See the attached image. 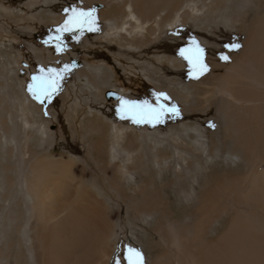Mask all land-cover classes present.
I'll return each instance as SVG.
<instances>
[{
	"label": "bare ground",
	"instance_id": "obj_1",
	"mask_svg": "<svg viewBox=\"0 0 264 264\" xmlns=\"http://www.w3.org/2000/svg\"><path fill=\"white\" fill-rule=\"evenodd\" d=\"M101 1L110 6L106 14L115 24L103 35L107 41L120 38L124 48L134 49L152 43L161 59L170 57L162 41L167 38L158 28L160 19L174 16V22L182 26L192 20L204 25L215 2L168 0L167 15L153 18L147 0ZM220 3V11L214 16L222 23L249 15L240 53L201 87L215 105L222 140L212 139L205 147L192 124H186V131L177 138L174 134L164 138L196 140L198 146L173 145L176 176L160 185L148 177L144 167L150 163L151 154H159V169L169 156L161 155L159 147L147 148L144 154L148 156L139 155L142 160L138 168L134 151L123 148L130 134H139L143 141H153L158 135L131 131L119 116L103 108L100 114H91L81 122L79 136L89 141L85 155L51 153L54 133L39 115L41 108L12 90L7 73L0 74L4 81L0 83V264H110L122 232L121 221L115 218L121 209L118 200L127 202L129 225L156 216L147 243L150 264H264V0ZM77 71L78 76L84 74L87 84L113 87L109 83L112 74L103 66L88 65ZM6 101L15 107V114H8V118L2 115ZM99 115L103 120L97 121ZM32 133L35 147L29 143ZM108 133L112 141L107 140ZM206 151L232 159L235 166L224 171L213 167L206 174L199 161ZM118 160L124 161L123 175L132 171L142 175L133 198L126 196L122 182L115 178L116 171L112 172ZM100 180L112 195L102 190ZM188 181L191 188L200 183V189L189 194L195 201L179 211L183 221L172 209V198L180 191L172 188L170 198L165 189L177 183L188 190Z\"/></svg>",
	"mask_w": 264,
	"mask_h": 264
},
{
	"label": "rangeland",
	"instance_id": "obj_2",
	"mask_svg": "<svg viewBox=\"0 0 264 264\" xmlns=\"http://www.w3.org/2000/svg\"><path fill=\"white\" fill-rule=\"evenodd\" d=\"M201 1L197 0L196 2L207 3L210 0ZM167 2L169 4L168 0H147L146 7H151L146 9L153 18H160L168 13ZM107 4L106 1L101 0H0V74L7 73L12 90L18 94L23 93L27 100L29 99L41 108L39 115L46 121L49 131L54 133V142L49 147V152L59 155L67 154V152H73L79 157L85 155L89 141L80 137L81 122L89 118L91 114L97 115L99 110L102 112L103 108L111 110L110 112L121 118L118 114L121 98L128 101H148L154 107L160 104L164 105L167 111L161 115V122L152 120L151 122L137 123V125L129 118H121L124 127L131 131L134 130L138 133L142 130L159 136V138L152 137L153 141H143L139 134H130L123 144V148L134 151L138 168L140 167L139 160H142L139 155L148 156V154H144L147 148L151 151L155 149V146L157 149L159 147L161 155L169 156L168 160L162 163V168L165 170H160L162 168L159 169L156 166V162L159 160V154L156 153L149 156L150 163L147 162L144 167L148 177L151 175L160 185L171 179L170 177L176 176L172 163L173 145L180 148L185 147L187 143L190 146L195 145L194 148L198 146L196 140L170 138L167 143L164 138L173 134L177 138L178 133L186 131V124H192L195 133L200 135V141L203 140L205 143V147H209L212 139L222 140L221 125L215 114V105L212 99H207L206 96L209 93L201 92V87L210 83L213 80L212 75L222 72L224 67L228 66L240 53L246 37L249 15H242L239 19L229 18L226 23H222L219 18L214 16L216 10L220 11L221 4L220 0H215L211 4L212 9H209L210 13L205 18V26L193 20L189 21L191 24L188 22L187 26H182L181 22H174L176 21L174 16L170 15V18L165 21L160 19L158 28L164 31L163 38H167L162 41L167 46L166 54L170 57L161 59V56L159 57L155 53L156 48L151 47L152 43L141 46L140 49L124 48L120 38H113L110 41L104 38L103 35L108 33V27L115 25L114 21L106 14L110 8ZM73 7L95 10V24L92 26L95 30L90 31L85 27L82 30L71 32L58 31L70 14L64 10ZM10 11L12 14L9 13ZM163 24H166V27H160ZM183 27L184 29H181ZM57 36H60L59 42L56 40ZM149 37H154V34H149ZM190 41L197 42L204 50L203 62L208 66V70L203 74L194 72L189 62L179 55L181 49L191 47L192 42ZM58 43L63 49L62 51H57ZM232 44H238L239 47L235 49L225 47V45ZM101 53H104L102 57L99 56ZM221 54L227 55L229 59L221 60ZM174 60L181 63V66H178L179 63ZM88 65L95 68L103 66L105 70L111 72L112 80L109 83L113 86L112 89L106 85L96 87L92 83L87 84L83 73L78 76L76 72L79 71L77 70L86 68ZM65 66H68L67 71L61 72L62 78L58 79L59 87L51 99H44L41 102L34 98L29 91V85L33 84V76H46L47 69L63 70ZM41 69L44 71L42 72ZM0 83H4L1 77ZM109 90H115L120 97L108 99L106 94ZM160 93H163L164 96H159ZM173 106L175 112L171 111ZM3 107L5 110L2 111L3 117L8 118V114H15V107L11 103L6 101ZM96 119L97 121L103 120V117L99 115ZM31 136L29 143L35 147L37 145L33 133ZM32 139L33 141H31ZM107 140L112 141L109 133ZM203 153L202 159L199 161H201L206 174H210L213 167L224 171L230 165L235 166L232 159H225L219 154L216 155L217 153L213 156L208 151ZM104 162L108 163L107 160ZM118 163L115 167L112 165V172L116 171L115 178L122 182L121 186L124 188L123 192L126 193V196L133 198L137 186L141 184L142 175L136 171L123 175L124 161L118 160ZM203 171L201 170V172ZM95 176L99 177L97 174ZM202 179L203 176H200V181ZM101 181L102 190L107 195H112ZM188 183V190L180 188L177 183L173 187L165 189L166 197L171 195L170 198L174 195L172 188L180 191L178 195L174 196L175 198H172V200L175 199L172 209L176 212V217L183 221L185 218L179 211L184 206L191 205L190 202L195 201V197L189 196V194L198 193L200 189L199 181V185L196 184L194 188L190 186L192 182L188 181ZM121 201H117L121 209L120 213L115 212V218L120 219L122 232L119 233V245L110 264H117V260H119V264H127L124 259L127 246L139 249L143 254L144 264H150L147 243L152 238L151 226L155 223L156 216L155 219L144 217L139 225H129L126 213L127 202Z\"/></svg>",
	"mask_w": 264,
	"mask_h": 264
},
{
	"label": "snow or ice",
	"instance_id": "obj_3",
	"mask_svg": "<svg viewBox=\"0 0 264 264\" xmlns=\"http://www.w3.org/2000/svg\"><path fill=\"white\" fill-rule=\"evenodd\" d=\"M65 12L70 13L65 19L63 25L59 32H71L74 30H82L87 27L88 30H95L92 26L95 24L94 9H83L73 7L71 9H65ZM56 40L60 41V36L56 37ZM226 48L235 49L238 48V44L225 45ZM59 43L57 44V51H62ZM203 48L193 41L192 46L189 48H184L180 50L179 55L187 60L192 66V70L198 74H203L208 70V66L203 62ZM221 60L227 61L229 57L225 54L220 55ZM68 66H65L63 70L47 69L46 76H33V84L29 85L30 93L36 98L43 102L44 99H51L52 95L56 92L59 87L58 79L61 77V72H66ZM43 72L44 69H41ZM159 96L163 97L164 94L160 93ZM166 98V97H165ZM167 111L165 106L160 104L154 107L149 104L148 101H128L121 98V104L118 108V114L121 118H129L133 123L151 122L155 120L156 122H161V115ZM175 112V107L171 109ZM124 259L127 264H144V258L142 252L131 246L126 247ZM119 264V260H117Z\"/></svg>",
	"mask_w": 264,
	"mask_h": 264
},
{
	"label": "water",
	"instance_id": "obj_4",
	"mask_svg": "<svg viewBox=\"0 0 264 264\" xmlns=\"http://www.w3.org/2000/svg\"><path fill=\"white\" fill-rule=\"evenodd\" d=\"M106 97L108 99H111V98L118 99L120 97V95L115 90H109L106 94Z\"/></svg>",
	"mask_w": 264,
	"mask_h": 264
}]
</instances>
